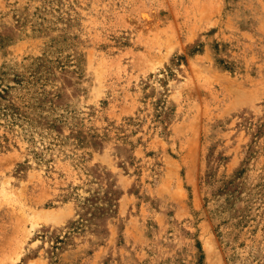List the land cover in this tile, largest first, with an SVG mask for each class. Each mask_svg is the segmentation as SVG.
Masks as SVG:
<instances>
[{
  "label": "rangeland",
  "instance_id": "obj_1",
  "mask_svg": "<svg viewBox=\"0 0 264 264\" xmlns=\"http://www.w3.org/2000/svg\"><path fill=\"white\" fill-rule=\"evenodd\" d=\"M0 264H264V0H0Z\"/></svg>",
  "mask_w": 264,
  "mask_h": 264
}]
</instances>
